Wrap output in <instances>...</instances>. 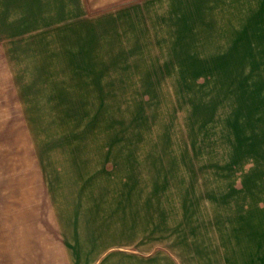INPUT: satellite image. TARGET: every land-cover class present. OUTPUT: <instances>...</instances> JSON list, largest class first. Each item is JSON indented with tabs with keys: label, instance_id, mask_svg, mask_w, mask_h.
<instances>
[{
	"label": "rangeland",
	"instance_id": "374dc122",
	"mask_svg": "<svg viewBox=\"0 0 264 264\" xmlns=\"http://www.w3.org/2000/svg\"><path fill=\"white\" fill-rule=\"evenodd\" d=\"M188 7L0 0V264L181 257L264 181V18Z\"/></svg>",
	"mask_w": 264,
	"mask_h": 264
},
{
	"label": "crops",
	"instance_id": "0c3cea01",
	"mask_svg": "<svg viewBox=\"0 0 264 264\" xmlns=\"http://www.w3.org/2000/svg\"><path fill=\"white\" fill-rule=\"evenodd\" d=\"M185 1L189 10H194L191 14L198 25H235L234 10L240 9L255 10L258 18H264V0ZM221 12L227 13L221 18L227 21L220 23ZM241 185L242 192L232 195L233 201L222 206L211 205V211L217 212L216 217H211V232L196 231L195 246L188 247L186 253L181 252V257L174 250L166 249L144 255L134 252L129 263L116 260L115 264H250L254 253L257 260L254 259L253 263L264 264V181H241ZM225 207L226 215L223 214L224 219L220 222L222 214L218 210ZM220 231L226 232L222 234Z\"/></svg>",
	"mask_w": 264,
	"mask_h": 264
}]
</instances>
